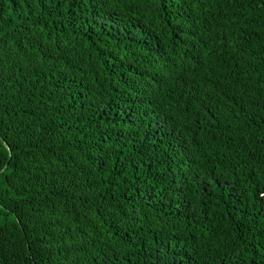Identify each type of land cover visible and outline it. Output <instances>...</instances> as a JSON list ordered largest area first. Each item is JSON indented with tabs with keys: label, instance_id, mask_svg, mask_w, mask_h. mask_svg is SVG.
Returning a JSON list of instances; mask_svg holds the SVG:
<instances>
[{
	"label": "trees",
	"instance_id": "16d2710c",
	"mask_svg": "<svg viewBox=\"0 0 264 264\" xmlns=\"http://www.w3.org/2000/svg\"><path fill=\"white\" fill-rule=\"evenodd\" d=\"M264 0H0V264H264Z\"/></svg>",
	"mask_w": 264,
	"mask_h": 264
},
{
	"label": "snow or ice",
	"instance_id": "6c2138e0",
	"mask_svg": "<svg viewBox=\"0 0 264 264\" xmlns=\"http://www.w3.org/2000/svg\"><path fill=\"white\" fill-rule=\"evenodd\" d=\"M262 195H264V194H262Z\"/></svg>",
	"mask_w": 264,
	"mask_h": 264
}]
</instances>
